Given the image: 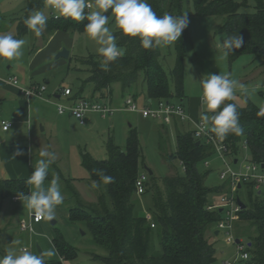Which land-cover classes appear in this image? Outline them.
<instances>
[{"label": "trees", "instance_id": "obj_1", "mask_svg": "<svg viewBox=\"0 0 264 264\" xmlns=\"http://www.w3.org/2000/svg\"><path fill=\"white\" fill-rule=\"evenodd\" d=\"M147 3L158 17L165 14H186L188 20L190 15L224 17L226 37L238 34L244 41L241 48L228 53L230 61L251 54L262 59L264 65V0H256L253 13L241 12V5L235 0H147ZM187 6H192V9L187 10ZM44 7V0H28L21 34L27 30L24 20ZM85 13H88L86 9ZM110 14L111 9L106 15ZM87 23V18L75 21L51 16L46 21V29L49 33L57 30L74 33L83 31ZM113 36L122 54L110 63L108 71L100 67V55L76 58L77 62L88 66L89 72V76L81 81L76 95L81 96L85 86L92 83L94 95L106 98L113 92L114 84H121L125 91L143 76L147 95L152 101L176 98L183 101L188 26L175 41L177 58L170 77L160 61L159 46L144 49L139 37L123 35L119 28ZM74 99L80 98L75 96ZM225 103L237 104L239 124L243 129L241 135L230 133L224 139L231 156L239 158L247 145L249 158L264 164V116L258 115L260 107L251 100H247L244 106L235 99ZM176 139V150L169 152L162 136L161 149L168 161L177 159L182 163L183 172L164 177L163 188L158 185L154 173L149 174L146 192H153L151 220L137 211L134 201L136 180L143 161L138 128H130L124 147L111 138L107 143V159L98 160L84 153L83 165L90 172V179L104 184L105 192L97 203L90 204L81 202L76 194L81 205L70 208L69 212L71 220L86 223L93 243L107 250L105 256L96 255L102 264H214L217 260L212 237H216V224L223 218L224 211L221 208L210 210L208 206L215 203V195L231 191L229 182L208 184L212 170L203 171L201 166L214 157L212 144L197 139L194 131L177 129ZM99 172L112 177V181L105 184ZM27 179H0L1 196L28 194L31 186ZM241 190L245 193L244 198ZM236 195L246 204L240 212L241 222L235 224L236 237L246 244L249 264H264V188L258 189L255 181H248L237 189ZM210 231L212 236L208 235ZM53 244L60 258L45 257L46 264H62L61 258L73 259L78 255L76 248L60 234L54 237Z\"/></svg>", "mask_w": 264, "mask_h": 264}, {"label": "rangeland", "instance_id": "obj_2", "mask_svg": "<svg viewBox=\"0 0 264 264\" xmlns=\"http://www.w3.org/2000/svg\"><path fill=\"white\" fill-rule=\"evenodd\" d=\"M235 1L241 5V12H255L256 0ZM27 3L28 0H0V32L18 34L20 30L19 23L26 14ZM189 9H192V6H187V10ZM44 12L47 18L56 15L51 9L46 7H44ZM104 14L106 15V13ZM107 16L109 17V22L106 26L109 28L110 33L114 35L118 30L114 15L110 14ZM188 21L189 37L185 58V96L183 98L186 108L189 107L191 98L194 97L198 101L201 99L203 91L201 80L208 78L210 74L228 75L230 79L247 87L248 95L242 94L239 88L235 89V101L239 105L244 106L247 104V100H251L259 107L264 106V93H262L264 91V65L262 59H258L251 54H245L231 62L229 54L224 55V49L222 48L223 40L226 38L223 30L224 17L190 15ZM20 25L22 26L21 23ZM44 31L43 29L41 34ZM41 34L37 36L33 31H30L28 34L23 35L20 38L25 41L21 49L22 55L11 60L0 57V70L5 71L8 66L12 65V62L15 65L16 62L24 61L34 47L37 48L43 43L44 39ZM73 37H75V45L72 56L87 57L90 54L99 55L97 49L100 45L90 39L84 30L75 31ZM159 49L161 54L160 61L170 77L177 58L175 42L169 45L162 44ZM8 71L10 72L11 70ZM51 74L53 76L50 78L52 81L57 77L65 79L77 92L80 90V81L89 76L88 66L76 62V60L73 61L70 68L68 66L53 68ZM171 84L173 87V82ZM93 89L94 85L88 83L83 94L92 97ZM132 90L135 92L138 90L139 93L146 91L143 76L132 87ZM114 93L116 96H120L122 91L116 86ZM127 93L130 92L128 91ZM173 100L179 101L177 98ZM99 101L104 105L106 103L104 98L99 99ZM119 106L115 107L114 113L107 117L92 113L96 116V120H99V124H96L91 129H88L89 125L83 129L78 128L76 132L69 135L71 140L69 139V141L62 143V146H64L63 156H60L61 153L55 152L56 160L49 168L48 176L50 178H46L44 182L45 187H47L53 177H58V183L64 197L63 202L54 209L53 219L56 221L55 225L52 224L51 220L45 219L41 223L35 224V233L22 230L20 222L23 219H28L29 210L24 206L21 199L14 201L13 196L2 197L0 194V256L6 255L8 250H12L15 254H20L24 248H28L32 254L39 255L37 245H40L44 252L53 251L55 253L51 257H46L47 259L60 258L53 244L54 237L60 234L78 252V255L73 259L61 258L62 264H102L101 261L96 259V255L105 256L108 254L107 250L93 243L92 234L86 223L71 220L69 211L72 207L80 206L81 204L79 203L81 202L84 204L97 203L105 192L104 184L98 183V188L92 187L93 181L90 179V172L83 165L84 153L87 152L98 160L107 159L109 156L107 149L109 140L113 138L116 144L124 147L131 127H136L140 131L143 159L141 161V172H148V169L153 170L154 177L162 188L164 187V177L183 172L181 162L177 159L168 161L161 149V137L163 136L167 143L166 150L169 152L176 150L177 133L175 132V127L161 120L144 117L138 111L123 110ZM138 106L140 108L143 107V105L139 104ZM201 110L205 112L202 104ZM142 117L148 120H144ZM98 125L101 126L99 127ZM165 129L168 130V133H166ZM79 142L82 144H78ZM248 157H250L249 152ZM40 158L39 152L35 150L33 162L31 159L33 169L35 162ZM234 167L238 168L237 165ZM201 168L203 171L212 170L208 178L209 185H220L222 183L220 171L224 169V165L216 154L210 159L209 167L203 163ZM151 182L153 183L152 180ZM31 190L32 188L30 187ZM152 193L138 194L136 192L134 200L137 211L147 217L150 216V218L148 217L150 220L152 219L151 209L153 207ZM240 193L244 198V191L241 190ZM76 194H78L81 202L77 199ZM223 194H226V192L215 195V202ZM237 222H241L240 215ZM236 230L237 228L235 227V234ZM208 235L212 236L213 233L210 231ZM227 238L228 236L224 232L216 236L217 260L214 264H249L248 260L240 259L237 244L229 242ZM214 239L215 237L213 236L212 240Z\"/></svg>", "mask_w": 264, "mask_h": 264}, {"label": "clouds", "instance_id": "obj_3", "mask_svg": "<svg viewBox=\"0 0 264 264\" xmlns=\"http://www.w3.org/2000/svg\"><path fill=\"white\" fill-rule=\"evenodd\" d=\"M44 5L51 9L57 18L62 16L75 21L87 18L88 23L84 31L90 39L100 45L97 52L102 57L100 67L105 71H108L110 63L116 61L122 54L115 37L106 26L109 17L104 13L110 9L115 18V24L122 30V34L139 37L144 49L162 44L169 45L179 40L189 23L186 14L182 16L165 14L158 17L147 0H44ZM85 9L89 10L87 15ZM47 19L41 11H34L24 20V24L38 36ZM24 43L23 39L14 38L12 33L0 34V57L9 60L20 57ZM243 43L242 36L238 34L227 36L222 43L224 55L241 48ZM201 85L203 90L201 104L205 110V114L201 116L203 125L201 131L208 128L220 141H223L230 133L241 135L243 129L239 124L238 106L236 103L225 102L235 99L237 88L242 94L248 95L247 87L230 79L228 75L219 74H210L208 78L201 80ZM258 115L264 116V106L260 107ZM39 155L41 158L35 162L34 169L26 181L32 190L28 194L20 193L19 198L37 220L41 218L51 220L55 207L63 202L64 197L58 177H53L47 187L44 184L50 165L56 160V154L42 150ZM98 174L105 184L113 179L103 175L102 172ZM92 187L98 188L99 184L93 181ZM54 254L53 251H47L35 255L27 250L15 254L12 250H8L6 255L0 256V264H46L44 258Z\"/></svg>", "mask_w": 264, "mask_h": 264}, {"label": "crops", "instance_id": "obj_4", "mask_svg": "<svg viewBox=\"0 0 264 264\" xmlns=\"http://www.w3.org/2000/svg\"><path fill=\"white\" fill-rule=\"evenodd\" d=\"M86 10L88 11V9ZM41 12L45 15L44 9ZM20 23L18 34L13 35L16 39H20L31 31L27 28L26 32L21 34ZM43 29L45 31L41 35L44 40L39 47H34L24 61L16 62L15 65L12 62V65L8 66L5 71L0 70V179L29 177V171L31 174V168L33 169L31 159L33 162L35 150L39 153L42 150L54 153L59 152L61 153L60 156H63L64 146H62V143L69 141L70 134L76 132L78 128L83 129L89 125L88 129H91L96 124H99V120H96L94 114H89L86 118V123L82 125L71 113L60 114L58 112L59 104L70 106L75 100V96L76 98L89 99L99 103V99L103 98L94 95V92L92 97L85 96L83 93L81 96L76 95L77 91L65 79L59 77L53 79V81L50 79L53 77L51 74L53 68L59 66H68L70 68L73 61L79 56H72L75 45L73 33L61 30L49 33L46 25ZM0 34H7V32H0ZM63 48H67L70 51V56L68 58H55L56 54ZM8 70L11 71L9 72ZM12 76H17L19 84L23 87L44 84L47 86V90L42 96L27 98L19 92L17 86L9 82V78ZM116 86L122 91L120 96H116V92L114 93ZM132 87L124 91L121 84H114L111 95L104 98L106 100L105 104L113 108L120 105L119 107L123 110L130 111L124 108V101L128 96H132L139 105L145 106L149 99L147 92L142 91V93H139L138 90L135 92ZM65 88H71L72 95L66 96L63 91ZM128 91L130 93H127ZM186 109L191 119L189 121L176 119L171 124L175 127L176 133L177 129L183 132L194 131L196 123L203 114L201 99L198 101L194 97L191 98L189 107ZM3 120L12 122L8 130L2 128ZM98 126L100 127L101 125ZM165 130L168 133V130ZM78 144L82 143L79 142ZM217 231L219 233H215L216 236L222 233L218 229ZM214 240L216 241V237Z\"/></svg>", "mask_w": 264, "mask_h": 264}, {"label": "built area", "instance_id": "obj_5", "mask_svg": "<svg viewBox=\"0 0 264 264\" xmlns=\"http://www.w3.org/2000/svg\"><path fill=\"white\" fill-rule=\"evenodd\" d=\"M53 16L57 18L56 15ZM9 82L14 86H17L19 92L27 98L42 96L47 90V86L44 84L23 87L19 84V78L17 76L10 77ZM63 91L66 96L72 95L71 88H65ZM124 108L133 112L138 111L142 113L144 117L161 120L167 124H173L176 119L181 121H187L191 119L182 100L174 101L173 99H161L152 101L151 99H148L146 105L140 108L134 98L132 96H128L124 101ZM114 111L115 108L108 104L104 105L96 101L82 98L73 100V103L70 106H65L63 104L58 105V112L60 114L69 112L83 125L86 123V118L89 114L98 113L103 117H107L112 115ZM11 125L12 122L7 120L2 121V128L4 130H8ZM201 127H203V125L200 119L196 123L194 135L200 141H205L214 146L217 158H219L220 162L224 165V169H222L220 172V179L222 181H228L231 189L230 193L223 194L218 201L209 205L208 208L210 210L221 208L224 211V216L220 221L217 222L216 229L224 232L228 236L227 239L229 242H235L237 244L240 259L249 261L250 254L247 251L246 244L242 242V240L237 243V237L235 234V224L241 210H243L238 202L236 191L239 186H242L248 181H255L256 188L261 189L264 186L263 164L254 162L248 157L247 145L243 147V152L240 157L234 158L231 156L230 150L228 145L225 143V140L220 141L215 137L214 133H211L208 130V128H204V130L201 131ZM236 159L237 163H235ZM209 165L210 160H206L205 166L209 167ZM235 165H237L238 168L234 167ZM149 178L150 176L147 171L140 173L136 180V192L138 194H144L146 192ZM13 199L16 201L20 200L19 196H14ZM148 217L150 218V216ZM44 220L45 219L43 218L37 220V218L29 211L28 219H23L20 222L21 229L35 233V224L41 223ZM152 226H155L153 222ZM24 250L29 251L28 248H24Z\"/></svg>", "mask_w": 264, "mask_h": 264}, {"label": "water", "instance_id": "obj_6", "mask_svg": "<svg viewBox=\"0 0 264 264\" xmlns=\"http://www.w3.org/2000/svg\"><path fill=\"white\" fill-rule=\"evenodd\" d=\"M69 56H70V51L67 48H63L61 51L58 52V54L56 55V58H68ZM198 144H200V141L198 142ZM235 163H237V159H236ZM262 167L264 168V164L262 165ZM148 172L150 175H152L154 173L153 170H151V169H148ZM239 187H241V186H239ZM238 202L241 205L242 209L246 208L245 202H243L240 197H238ZM51 221H52L53 225L56 224V221L53 218L51 219ZM218 233L219 232L217 231L216 234H218ZM239 242H240V239H237V243H239ZM250 245H251V243H250ZM37 250H38L39 255L44 252L40 245H37Z\"/></svg>", "mask_w": 264, "mask_h": 264}]
</instances>
